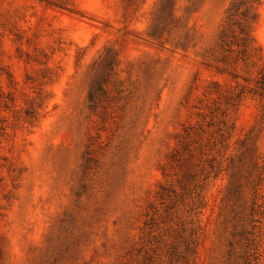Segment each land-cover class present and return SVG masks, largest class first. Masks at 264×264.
Listing matches in <instances>:
<instances>
[{"label":"rangeland","instance_id":"374dc122","mask_svg":"<svg viewBox=\"0 0 264 264\" xmlns=\"http://www.w3.org/2000/svg\"><path fill=\"white\" fill-rule=\"evenodd\" d=\"M263 75L264 0H0V264H264Z\"/></svg>","mask_w":264,"mask_h":264},{"label":"trees","instance_id":"16d2710c","mask_svg":"<svg viewBox=\"0 0 264 264\" xmlns=\"http://www.w3.org/2000/svg\"><path fill=\"white\" fill-rule=\"evenodd\" d=\"M241 34H244V43L241 45L243 50L247 52L252 49V39L249 34L243 29H240ZM264 77V75H263ZM263 82V83H262ZM261 82V85H264V81ZM198 90V87L195 88ZM242 93L236 92L233 88L222 91L221 86L218 82H210L204 88L201 93V97L198 98L199 103L193 106L194 109H197L195 116L198 118L195 126L189 125L184 127L182 132L177 138V146L174 150V154H179L181 151H187L192 153V145L197 144L194 147V151H198L199 154H204L206 151L211 152L214 147L222 145L224 134L223 128H225V121L227 118V109L223 108L221 103L228 107H233L236 104V101L240 98ZM36 108H29L26 110L27 117L25 120L31 125L30 120L34 118L36 114ZM202 121H201V120ZM195 128H197L195 130ZM194 138H198L199 142L194 141Z\"/></svg>","mask_w":264,"mask_h":264}]
</instances>
